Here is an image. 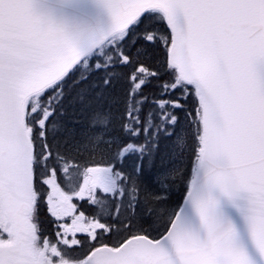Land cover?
Wrapping results in <instances>:
<instances>
[{
	"label": "snow or ice",
	"instance_id": "obj_1",
	"mask_svg": "<svg viewBox=\"0 0 264 264\" xmlns=\"http://www.w3.org/2000/svg\"><path fill=\"white\" fill-rule=\"evenodd\" d=\"M0 264H264V0H0Z\"/></svg>",
	"mask_w": 264,
	"mask_h": 264
}]
</instances>
